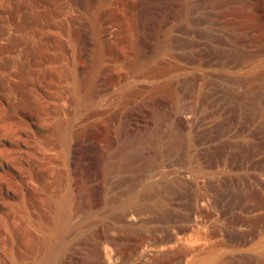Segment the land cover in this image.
<instances>
[{
	"label": "rangeland",
	"instance_id": "rangeland-1",
	"mask_svg": "<svg viewBox=\"0 0 264 264\" xmlns=\"http://www.w3.org/2000/svg\"><path fill=\"white\" fill-rule=\"evenodd\" d=\"M57 246L264 264V0H0V264Z\"/></svg>",
	"mask_w": 264,
	"mask_h": 264
},
{
	"label": "bare ground",
	"instance_id": "bare-ground-1",
	"mask_svg": "<svg viewBox=\"0 0 264 264\" xmlns=\"http://www.w3.org/2000/svg\"><path fill=\"white\" fill-rule=\"evenodd\" d=\"M252 209V208H251ZM59 227V226H58ZM59 229V228H58ZM56 231V230H55ZM56 236H57V234H56ZM59 251V247L57 246V248L56 247H54V248H52L49 252H48V254H47V257H46V259H43L44 260V262L42 263V264H55L56 262H57V252ZM42 260V261H43ZM56 260V261H55Z\"/></svg>",
	"mask_w": 264,
	"mask_h": 264
}]
</instances>
